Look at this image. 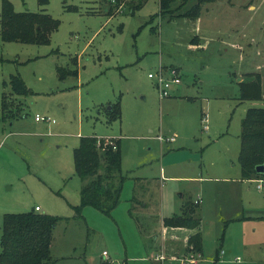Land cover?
<instances>
[{"label":"rangeland","instance_id":"rangeland-1","mask_svg":"<svg viewBox=\"0 0 264 264\" xmlns=\"http://www.w3.org/2000/svg\"><path fill=\"white\" fill-rule=\"evenodd\" d=\"M10 2L59 24L47 43L0 36V236L5 213L39 205L61 216L52 264H107L104 250L113 264H182L183 246L164 240L160 220L187 200L203 221L201 255L193 249L198 262L188 264H264V184L242 180L238 160L242 119L249 107L264 106V98L242 99L240 83L259 72L264 92V0H203L195 17L183 14L198 0H174L175 11L164 15L160 0H142L133 13L130 4L140 0ZM59 67L78 73L61 78ZM159 70L181 78L168 96ZM12 74L27 93H13ZM3 94L14 109L6 117ZM109 103L121 110L111 123ZM86 135L120 139L127 178L110 214L86 205L75 216L84 181L74 149ZM138 176L159 182L157 205L145 197L156 214L140 223L129 214ZM164 245L183 255L157 258Z\"/></svg>","mask_w":264,"mask_h":264},{"label":"trees","instance_id":"trees-1","mask_svg":"<svg viewBox=\"0 0 264 264\" xmlns=\"http://www.w3.org/2000/svg\"><path fill=\"white\" fill-rule=\"evenodd\" d=\"M41 4L48 0H38ZM117 4L125 0H110ZM130 4V11L141 5ZM203 0L184 12L183 15L195 17ZM174 0H160V13L172 14L175 11ZM113 12V6L108 8ZM182 15V14H180ZM59 21L45 12H18L10 0L2 1L0 14V36L5 41H22L27 43H47L50 33L57 28ZM198 36L192 39V42ZM59 75L65 73L77 74L78 70L66 72L61 67ZM13 93L25 94L29 91L26 83L19 74H12L9 82ZM241 98L262 100L264 92L262 75L259 72H248L247 78L241 80ZM10 97L3 94L2 115L12 114ZM107 122L121 118L119 103H109ZM238 160L243 178L262 177L264 171L258 172L257 166L264 164V106H251L242 119L240 132V150ZM74 162L77 174L84 181L80 190V203L74 205L75 216L80 214L83 207L91 205L103 213L110 214L120 203L124 182L127 175L122 172V151L120 140H105L96 135L81 136L80 143L74 149ZM138 180V178H136ZM134 186L130 215L135 214L139 201V185ZM187 201L181 214L165 217V226L198 228L200 218L194 215V207ZM188 205V206H187ZM41 210V209H40ZM36 208L23 212H7L3 216L2 234L0 236V264H52V242L54 229L61 216L41 212ZM135 218L140 223L138 216ZM189 243L195 251H202L201 233L196 231L189 237Z\"/></svg>","mask_w":264,"mask_h":264},{"label":"crops","instance_id":"crops-1","mask_svg":"<svg viewBox=\"0 0 264 264\" xmlns=\"http://www.w3.org/2000/svg\"><path fill=\"white\" fill-rule=\"evenodd\" d=\"M198 39H199V36L193 42H196V40H198ZM179 84H181V83H179ZM166 142L168 143V142H173V141H166ZM240 171H241V166H240ZM240 174H241L240 177L242 179L243 178L242 177V173L240 172ZM136 178H138V180ZM136 178L134 180V186H135V183L137 181V184L139 185V191L137 190V192H138L137 194L139 196V201L135 203V204H137V206L135 208V214L138 216L139 220H140V217L141 216H147L148 218H151L156 213L153 212L152 205L149 206V202H147L145 200V197L148 196L149 198H151V197L153 199L155 198L154 195H153L154 194V189H156L158 187L159 182L152 181L153 178H144V177H140V176H138ZM243 179H246V180L256 179L257 180V179H264V178H262V177H253V178H243ZM258 184H259V181H258ZM263 184H264V181H263ZM257 187H258V185H257ZM262 188H259V189H262ZM133 190H134V187H133ZM182 196H183V194H182ZM197 199H198V197L195 198L194 202H196ZM131 200H132V197L130 199L129 209H130L131 204H132V201ZM155 201H156L155 203L157 205V199ZM186 202H187V200L182 201V206L180 208L181 209L180 213H174V214H181L182 213L183 206H184V204ZM196 203H198L197 205H199L200 202H196ZM147 210H150V211H147ZM174 214H172V215H174ZM172 215H169V216H172ZM196 216H200V215H198V212L197 211H196ZM165 217H168V216H164L160 220V225H162V227H160V229L162 230V228H163L162 236H163L164 240L167 241V240L170 239L173 242H179L178 244L181 245V246H183V249L185 251L184 252L185 253V255H184L185 257H182V260H181L182 261V264H184L183 262H187V264L188 263H197L198 262V260H196L197 258L195 257L194 254L191 253L193 251V246L191 245V243H189V237L193 233H195L196 231H199L201 233V239H202V232H201V227H202V223H203L202 218L199 217L201 223H200V226L198 228H188V227H170V226H165L164 225V222H163V220H164ZM158 219H160V217ZM156 235L157 234H155L154 237H156ZM158 236H159V234H158ZM177 249H180L179 246H177ZM168 251H171L172 252L171 256H182L183 255V253H180V255H177L174 249H169L166 245H164V247L162 248V250L160 252L159 251L156 252V257L157 258H158V256L159 257L160 256L161 257H165L166 254L168 253ZM201 252H200V255H201ZM216 252H217L216 254H219L222 251L220 252V249H217ZM157 253H158V255H157ZM187 253H189V256L187 255ZM191 255H194V260L193 261L192 260L191 261H188V259H189V257ZM236 259L239 260L240 259L239 256H237Z\"/></svg>","mask_w":264,"mask_h":264},{"label":"built area","instance_id":"built-area-1","mask_svg":"<svg viewBox=\"0 0 264 264\" xmlns=\"http://www.w3.org/2000/svg\"><path fill=\"white\" fill-rule=\"evenodd\" d=\"M162 69V68H161ZM149 76L150 77H155L156 75H154L153 73H149ZM157 83H158V85H159V87H160V93H161V96H168L169 94H170V92H169V88H170V86H171V84H179V83H182V81H181V78L175 73V72H173V73H171V76H170V79H166L165 77H164V74L162 73V71L161 70H159V72H158V76H157ZM35 118L37 119V120H43V119H50V117H46V116H42V115H40V114H36V116H35ZM160 139L162 140V141H174L175 140V137L174 136H172V137H170V138H167V137H165V136H160ZM258 181H259V184H258V187L259 188H262L263 187V181H264V179H258ZM196 202H200V198L198 197V199L196 200ZM35 208L37 209V210H40L41 209V207L39 206V205H36L35 206ZM105 257H107V264H113L109 259H108V252L107 251H103V253H102ZM193 261L194 260V255H191L190 257H189V259H188V261ZM184 264H187V262H183Z\"/></svg>","mask_w":264,"mask_h":264},{"label":"water","instance_id":"water-1","mask_svg":"<svg viewBox=\"0 0 264 264\" xmlns=\"http://www.w3.org/2000/svg\"><path fill=\"white\" fill-rule=\"evenodd\" d=\"M111 106H109V108H110ZM257 171L258 172H263L264 171V164H260V165H258L257 166Z\"/></svg>","mask_w":264,"mask_h":264}]
</instances>
